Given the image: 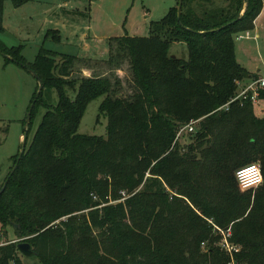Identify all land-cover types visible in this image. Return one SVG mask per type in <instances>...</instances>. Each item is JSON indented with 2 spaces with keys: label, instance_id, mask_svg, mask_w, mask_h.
I'll use <instances>...</instances> for the list:
<instances>
[{
  "label": "trees",
  "instance_id": "16d2710c",
  "mask_svg": "<svg viewBox=\"0 0 264 264\" xmlns=\"http://www.w3.org/2000/svg\"><path fill=\"white\" fill-rule=\"evenodd\" d=\"M6 1L30 0H0V31ZM261 12L262 0H182L178 21L176 2L147 37L113 39L97 67L45 49L27 64L0 43L43 84L30 124L44 110L0 194L2 227L16 226L40 264H264V186L241 191L235 179L243 155L264 182V119L251 93L231 102L238 82L261 78L238 64L233 43ZM173 43L187 59L172 57ZM82 64L78 74L91 75L73 77ZM102 97L106 138L79 134ZM191 121L197 131L181 146ZM17 243L0 245V264H24Z\"/></svg>",
  "mask_w": 264,
  "mask_h": 264
},
{
  "label": "rangeland",
  "instance_id": "374dc122",
  "mask_svg": "<svg viewBox=\"0 0 264 264\" xmlns=\"http://www.w3.org/2000/svg\"><path fill=\"white\" fill-rule=\"evenodd\" d=\"M176 0H30L15 6L6 1L1 13L0 43L5 47L20 48V56L27 64H32L40 49L58 54L76 56L80 61L94 67L105 64L109 56L113 39L123 37H147L150 23L161 20L170 8L176 7ZM220 1L215 6H222ZM245 4L243 5L244 12ZM59 41H55V36ZM235 59L249 73L259 75L264 83V0L262 12L254 23V28L247 33L233 36ZM169 53L180 59H187L185 45L173 43ZM78 65L73 77L83 75ZM103 67V66H101ZM125 63L122 77L128 75ZM125 79V78H124ZM250 80L237 83L235 96L250 84ZM37 81L30 69L12 61H6L0 53V189L10 173L17 154L21 150L24 122L30 102L37 89ZM235 97V98H236ZM98 98L86 108L78 133L87 136L106 138L107 120L99 117L98 108L102 101ZM234 99V98H233ZM232 99V100H233ZM255 115L264 119V104L256 101ZM44 110L39 108L30 127L25 150L28 149L34 133L41 121ZM194 128L191 134L181 133L178 142L181 146L192 143L197 131V122L191 121ZM237 160L242 165L249 164L242 155ZM262 174V172H261ZM263 180V178H262ZM262 185L253 192L263 188ZM254 194V193H252ZM6 241L20 242L16 239L14 227L5 228L0 224V245ZM24 264H40L36 257H20Z\"/></svg>",
  "mask_w": 264,
  "mask_h": 264
},
{
  "label": "built area",
  "instance_id": "2783aa9c",
  "mask_svg": "<svg viewBox=\"0 0 264 264\" xmlns=\"http://www.w3.org/2000/svg\"><path fill=\"white\" fill-rule=\"evenodd\" d=\"M261 79L262 78L257 79V80H250L251 81L250 84L247 85V87L242 90L240 95L234 98L231 102H234L240 99H246L249 96V93H251L250 101L254 105L257 101L258 88L264 84L261 82L262 81ZM193 130L194 128L192 127L191 124H188L187 126L182 127L177 133L176 140H178L181 133L191 134ZM235 179L241 191L253 190L262 185L261 172H260V169L256 165H247L245 167L238 169L235 172Z\"/></svg>",
  "mask_w": 264,
  "mask_h": 264
},
{
  "label": "water",
  "instance_id": "95a60500",
  "mask_svg": "<svg viewBox=\"0 0 264 264\" xmlns=\"http://www.w3.org/2000/svg\"><path fill=\"white\" fill-rule=\"evenodd\" d=\"M181 7H182V0H178L177 1V14H176V17H177V20L180 21V17H181ZM3 55V54H2ZM3 57H7L5 55H3ZM174 58V56H172ZM30 73L33 75V77L36 79L37 83H38V91L33 99V103L30 105L29 107V110H28V113L26 115V119H25V122H24V128H23V135H22V142H21V150H20V153L18 154V157H17V161H16V164L12 167L5 183L3 184L2 188L0 189V194H2V192L5 190L8 182H9V179L10 177L12 176V174L14 173V171L16 170L17 166H18V163L19 161L21 160L23 154H24V151H25V146H26V141H27V136H28V126L30 124V119H31V112H32V109H33V106H34V103L36 102L38 96L40 95V93L42 92V89H43V84L41 81H39L37 79V76L35 75L34 72H32L30 70ZM15 231H17V227L16 226H13ZM17 250L18 252L20 253V255H22L23 257H32L33 256V252H32V249L30 247V245L26 242H19L17 243Z\"/></svg>",
  "mask_w": 264,
  "mask_h": 264
},
{
  "label": "crops",
  "instance_id": "0c3cea01",
  "mask_svg": "<svg viewBox=\"0 0 264 264\" xmlns=\"http://www.w3.org/2000/svg\"><path fill=\"white\" fill-rule=\"evenodd\" d=\"M258 17H259V16H258ZM258 17H257V18H258ZM255 21H256V20H255ZM254 23H255V22H254ZM247 33H248V32H247ZM259 77H260V76H259ZM254 109H255V107H254ZM254 111H255V110H254ZM255 114H256V113H255Z\"/></svg>",
  "mask_w": 264,
  "mask_h": 264
}]
</instances>
